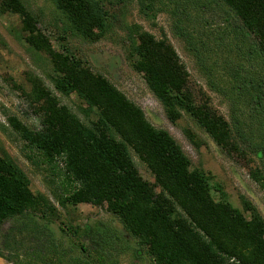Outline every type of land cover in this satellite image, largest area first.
Returning a JSON list of instances; mask_svg holds the SVG:
<instances>
[{
	"label": "trees",
	"instance_id": "1",
	"mask_svg": "<svg viewBox=\"0 0 264 264\" xmlns=\"http://www.w3.org/2000/svg\"><path fill=\"white\" fill-rule=\"evenodd\" d=\"M154 1L138 0L145 10ZM52 2L71 33L83 40L96 41L110 29L104 0ZM162 5L172 18V33L185 44L208 89L227 101L231 121L207 103H196L188 72L164 35L156 38L140 25H130L126 58L131 67L142 74L170 122L188 114L220 148H236L235 140L246 142L257 132L258 141L251 147L264 169V0H164ZM3 12L21 18L24 40L51 65L54 89L65 96L74 93L89 119L83 122L60 104L32 73L27 74L31 88L26 97L36 105L38 128L8 118L27 147L47 164L61 162L72 184L56 197L61 207L105 205L154 264H264V217L256 206L240 196L246 217L220 186H213L210 175L192 167L167 130L149 122L140 106L69 50H56L24 0H0ZM184 133L198 145L190 132ZM133 156L151 173L152 183L140 175ZM250 176L264 187L262 169L254 168ZM28 214L46 222L58 216L56 207L43 193L31 191L26 173L0 148V225ZM16 229L4 233V249L15 242ZM35 231L33 237L39 240ZM81 232L99 247L98 259L64 260L65 250L49 242L53 264H110L106 252H100L109 243L110 231L96 225ZM34 250L35 255L44 252L41 245ZM0 256L16 264L1 249Z\"/></svg>",
	"mask_w": 264,
	"mask_h": 264
},
{
	"label": "rangeland",
	"instance_id": "2",
	"mask_svg": "<svg viewBox=\"0 0 264 264\" xmlns=\"http://www.w3.org/2000/svg\"><path fill=\"white\" fill-rule=\"evenodd\" d=\"M24 1L29 9L38 15L37 27L49 38L56 50H69L91 71L105 76L127 98L140 106L149 122L157 128L167 130L179 143L189 157L192 167H200L211 176L213 186H220L232 206L243 211L240 196H244L264 217V187L250 176V171L256 167L264 172L262 160L257 157L258 151L251 147L258 141V133L250 134V140L246 142L235 140L236 148L225 150L188 114L183 113L176 122H170L160 102L147 88L142 74L134 71L126 58L130 25L138 24L156 38L164 35L188 72V85L196 103H207L227 121H231L227 101L208 89L193 57L185 49V44L172 33V18L162 5L164 0H155L151 10H145L144 5L142 8L138 0H104L109 13L110 29L103 37L93 42L71 33L52 0ZM26 35L27 32L17 14L0 13V148L26 173L31 191L43 193L56 207L58 216L52 222L29 214L7 220L0 225L1 252L13 258L16 264H53L56 259L48 253L49 242H52L62 251L65 250L64 260L78 256L95 261L98 259L99 247L81 231L87 226L92 228L101 225L111 233L109 243L100 250L106 252L108 263L154 264L144 250L137 247L135 240L123 231L119 221L106 210L105 205L97 207L82 203L61 207L56 197L72 186L64 176L61 162L47 164L39 152L27 147L9 124L8 118L15 117L31 129L38 128L34 109L36 105L26 97L31 88L27 80L29 73L41 78L44 86L53 92L60 104L68 106L83 122H89L80 110L83 106L81 100L74 93L65 96L54 89L50 78L51 65L44 53L31 50L24 40ZM185 131L193 135L197 146L188 139ZM133 159L140 175L152 183L153 176L145 165L135 156ZM215 193L213 191L217 199ZM243 212L249 217L248 212ZM12 226L17 228L15 242L9 249H4L3 235ZM36 229L40 232L39 240L36 236L37 240L33 237ZM76 230L77 234L74 233ZM37 245H41L44 252L35 255L34 249ZM0 264L11 262L0 256Z\"/></svg>",
	"mask_w": 264,
	"mask_h": 264
}]
</instances>
